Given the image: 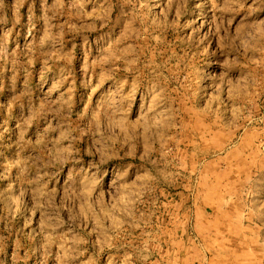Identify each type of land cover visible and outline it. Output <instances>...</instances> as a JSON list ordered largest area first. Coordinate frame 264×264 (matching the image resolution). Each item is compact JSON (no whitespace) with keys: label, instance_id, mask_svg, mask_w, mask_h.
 <instances>
[{"label":"rangeland","instance_id":"1","mask_svg":"<svg viewBox=\"0 0 264 264\" xmlns=\"http://www.w3.org/2000/svg\"><path fill=\"white\" fill-rule=\"evenodd\" d=\"M0 264H264V0H0Z\"/></svg>","mask_w":264,"mask_h":264}]
</instances>
